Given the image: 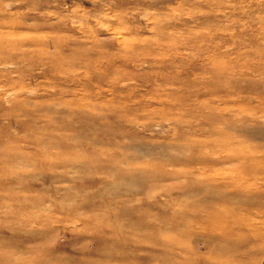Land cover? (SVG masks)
Returning a JSON list of instances; mask_svg holds the SVG:
<instances>
[{
	"label": "rangeland",
	"instance_id": "374dc122",
	"mask_svg": "<svg viewBox=\"0 0 264 264\" xmlns=\"http://www.w3.org/2000/svg\"><path fill=\"white\" fill-rule=\"evenodd\" d=\"M183 257L264 264V0H0V264Z\"/></svg>",
	"mask_w": 264,
	"mask_h": 264
},
{
	"label": "bare ground",
	"instance_id": "6f19581e",
	"mask_svg": "<svg viewBox=\"0 0 264 264\" xmlns=\"http://www.w3.org/2000/svg\"><path fill=\"white\" fill-rule=\"evenodd\" d=\"M237 154V152L235 151L234 153H232V154ZM249 172V171H248ZM215 205V203H213V204H210V208L211 207H213ZM196 207V205H192L191 206V208H190V206H189V210H193L194 208ZM216 208V207H215ZM214 208V209H215ZM213 209V211H210L209 212V214L207 215V217H208V219H206V220H204L203 222V224L202 225H200L199 226V229H201L200 230V233H204V231H203V229H205L206 227H211L214 231L215 230H221V229H219V228H222V227H224L223 226V224L225 223V219H224V217L221 219V216H220V214H221V211H220V209H216V210H214ZM191 210V211H192ZM189 215H190V213H189ZM194 215V214H193ZM218 216V217H217ZM220 216V217H219ZM197 216H195L193 219H197L196 218ZM238 219V218H237ZM237 219L234 221V226H233V228H230L229 226H227V228H229V230L230 229H235V227H237V225H238V221H237ZM204 224H205V226H204ZM183 227H184V230H183V233H182V235H181V237H185L186 236V233H184L185 231H189L191 228V224H189L188 222H186L185 221V223H184V225H183ZM226 228V229H227ZM229 230H228V233H229ZM232 231L233 230H231V234H232ZM234 234V233H233ZM203 237H206V235H203ZM174 239V238H173ZM174 241H175V244H176V246H181L182 244H181V241L179 240V239H177V238H175L174 239ZM163 256H164V254H162ZM165 256L167 257V258H171V256H170V254H169V252H165ZM201 260H203V257H201ZM200 260V261H201ZM199 261V262H200ZM166 264H173V263H171L170 261H167L166 260ZM165 264V263H164ZM180 264H191V261H189V260H187V257H183L182 258V260H181V262H180Z\"/></svg>",
	"mask_w": 264,
	"mask_h": 264
}]
</instances>
